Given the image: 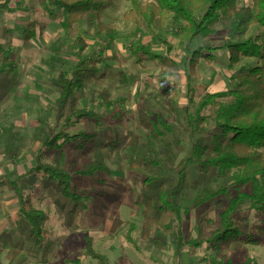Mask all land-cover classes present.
I'll list each match as a JSON object with an SVG mask.
<instances>
[{
	"label": "rangeland",
	"instance_id": "rangeland-1",
	"mask_svg": "<svg viewBox=\"0 0 264 264\" xmlns=\"http://www.w3.org/2000/svg\"><path fill=\"white\" fill-rule=\"evenodd\" d=\"M4 2L0 0V5ZM245 5L250 6L249 0ZM130 9L129 1L113 0L98 17L85 15L68 31L61 27L64 11L51 0H10L0 9V264L9 263L11 250L17 253L12 264H73L76 260L97 264L82 258L85 238L92 240L94 251L109 264H220L226 260L264 264V239L257 246L233 253L204 244L199 248L184 246L181 255H175L177 227L184 242L216 230L223 204H213L201 220L198 210L190 207L196 197L218 190L232 177L231 172L219 170L201 172L197 164L189 166L179 197L181 222H174L175 237L158 227L149 240L141 237L142 213L157 192L147 180H161L171 187L179 162L197 141L209 144L213 133L209 130L211 118L205 134L190 133L188 123L194 111L190 97L195 104L205 93L233 89L237 77L257 61L243 59L234 67L228 65L223 46L231 42V16L216 25L208 38L186 41L179 35L181 22L169 18L161 30L136 27L124 19ZM31 22L37 35L25 41L26 26ZM257 31L249 34L255 36ZM77 37L86 46L83 52ZM204 44L219 47L213 53L215 61L207 64L201 60L188 82L189 57L184 48L189 45L192 52ZM133 46L161 58L138 57L129 51ZM138 58L141 64H137ZM80 60L94 61L98 72L77 92L75 110L92 109L100 120L75 122L71 132L93 134L94 139L81 150L75 141L66 146L62 160L55 155L44 159L47 164L62 161L69 169L89 163L103 167L92 178L73 176L82 202L72 215L71 205L54 184L32 175L17 178L33 167L49 127L58 132L72 113L69 107L57 110L55 78ZM164 87L177 88V95L165 94ZM208 115L213 114L209 111ZM261 152L264 154V148ZM11 182L29 197L35 209L49 215L47 236L39 246L26 237L27 225L19 216L18 194ZM261 219L248 202L237 213V222L252 236H257ZM130 227L133 246L125 240Z\"/></svg>",
	"mask_w": 264,
	"mask_h": 264
},
{
	"label": "trees",
	"instance_id": "trees-1",
	"mask_svg": "<svg viewBox=\"0 0 264 264\" xmlns=\"http://www.w3.org/2000/svg\"><path fill=\"white\" fill-rule=\"evenodd\" d=\"M10 0L0 5L3 9ZM65 13V21L61 27L68 31L75 27L85 15L98 17L100 13L113 0H51ZM131 3V9L124 14V19L136 27L146 25L149 28H161L169 19L174 18L183 25L179 28V35L186 41L196 38L206 39L214 33L218 25L225 17L231 16L233 21L230 26L231 42L223 46L228 54V65L234 67L243 59H255L257 65L241 74L236 79L233 89L218 93H205L194 104L190 97L189 104L193 105V114L188 126L193 135L205 134L208 121L212 120L209 130L212 135L209 144L197 141L193 144L190 154L181 160L176 168L174 184L167 187L164 181L157 182L147 180L156 187V194L147 201L143 211L144 224L141 229V237L149 240L154 227L170 236L174 235L176 226L174 222H181V210L179 197L186 184L187 171L190 165L197 164L201 172L219 170L231 172V180L227 185L214 192H206L195 198L191 209L198 210V220H201L205 211L213 204H223L218 217L216 230L202 235L196 240L187 238L184 242L179 227H177V239L175 255L180 256L184 246L199 248L206 244L215 250H227L237 252L245 246H257L264 239V0H249L250 6L245 5V0H127ZM257 29V34L251 36L249 32ZM36 26L28 23L25 30V41L36 38ZM76 42L79 51L83 52L85 44L77 37ZM129 51L148 60L160 59L161 56L149 52L141 46H133ZM219 51V47H211L204 44L196 50H190L187 45L184 52L188 55L187 80L196 75V68L201 60L207 64L215 61L213 53ZM137 64H141L138 58ZM98 68L94 61H78L70 71H59L55 78L58 89L56 101L57 110L72 108L73 111L65 119L58 132L55 127L48 129L45 141L34 156V165L27 172L18 176L17 181L28 176H38L44 182L54 184L60 196L72 207L71 214H76L82 197L73 186V176L86 178L94 177L103 171L100 164L89 163L82 168L72 169L63 167L59 163L47 164L44 159L48 155H55L59 160L64 159V148L77 147L90 143L94 139L93 134L72 133L71 128L75 122L81 120L98 123L100 118L92 109L75 110L76 94L80 91L90 77L97 74ZM167 95L176 96L177 88L164 87ZM192 94L191 89L189 92ZM212 112L210 117L208 113ZM161 121V120H160ZM163 123V122H162ZM19 199V216L27 225L26 237L34 246H39L47 236L46 224L49 215L37 210L32 205L28 196L20 193L15 182L10 183ZM3 182L0 178V186ZM230 197V198H228ZM250 203L252 208L262 217V226L257 230V236L246 233L244 227L237 222V213L242 204ZM119 224V223H117ZM115 228H113L112 232ZM129 228L125 240L129 245H134ZM175 237V235H174ZM16 251H9V263L12 264L16 257ZM82 258L89 259L97 264H109L107 258L96 253L90 238L84 239ZM73 264H80L79 260ZM220 264H232L226 260Z\"/></svg>",
	"mask_w": 264,
	"mask_h": 264
}]
</instances>
